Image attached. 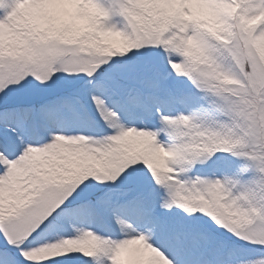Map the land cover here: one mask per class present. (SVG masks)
Masks as SVG:
<instances>
[{
    "label": "snow or ice",
    "instance_id": "obj_1",
    "mask_svg": "<svg viewBox=\"0 0 264 264\" xmlns=\"http://www.w3.org/2000/svg\"><path fill=\"white\" fill-rule=\"evenodd\" d=\"M0 264H264V0H0Z\"/></svg>",
    "mask_w": 264,
    "mask_h": 264
}]
</instances>
